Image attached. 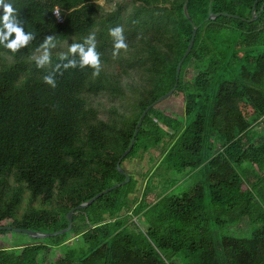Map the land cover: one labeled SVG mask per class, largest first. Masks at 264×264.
<instances>
[{
  "label": "trees",
  "instance_id": "obj_1",
  "mask_svg": "<svg viewBox=\"0 0 264 264\" xmlns=\"http://www.w3.org/2000/svg\"><path fill=\"white\" fill-rule=\"evenodd\" d=\"M185 1L131 0L138 6L125 17L119 3L100 15L92 0H7L34 36L16 53L0 45V55L10 59L0 57V227L57 232L67 227L72 208L124 180L116 164L141 113L175 86L193 25V47L168 97L183 116L149 109L120 166L166 143L159 168L201 180L175 195L170 190L182 179L167 178L151 203L149 181L137 203L131 199L137 181L128 174L127 184L75 211L69 232L32 240L17 254L14 246L0 249V264H45L46 255H53L49 264H264V0H212L210 6V0H188L189 18ZM209 10L240 19L206 22ZM117 26L131 53L119 71L108 56L109 30ZM95 29L97 77L78 65L54 71L67 63L59 57L43 68L28 60L47 36L54 44L70 38L82 44ZM130 73L136 80L125 82ZM49 74L55 89L43 81ZM128 93L129 110L112 106L106 120L88 101L100 94L127 100ZM243 219L252 227L249 236H217L215 229ZM74 238L81 244L68 245Z\"/></svg>",
  "mask_w": 264,
  "mask_h": 264
},
{
  "label": "rangeland",
  "instance_id": "obj_2",
  "mask_svg": "<svg viewBox=\"0 0 264 264\" xmlns=\"http://www.w3.org/2000/svg\"><path fill=\"white\" fill-rule=\"evenodd\" d=\"M94 3L100 5L102 7V11L99 12V14L104 15L106 13H109L116 9V4H120L123 7L124 10V16L127 17L129 14H131L134 9L138 6V4L135 6L132 4L131 0H92ZM98 29H95L92 31V33H97ZM74 39H69L67 41H64L62 43L54 44V47H49L48 51L51 54V60L53 57H60L61 54H68V50L71 46V44L74 42ZM44 49H39L38 51L31 54V56L28 58L29 61H35L36 58H38L42 53ZM7 59L10 61L9 58L6 56L0 55V57ZM108 56L111 59V64H114L116 67L115 70L119 71L120 66L125 67V61L131 58L130 51H122L120 55L116 58H113L112 52L109 51ZM49 66V65H46ZM107 71L112 70V68L107 67L105 68ZM130 77H125V82H132L133 80H136L133 78V74L130 73ZM129 92V91H128ZM132 93H128V98L125 100L120 99H113L109 97L106 94H100L98 96H90L88 101L89 103L98 110L99 118L106 120L109 116V108L115 107L118 109L119 112H124L126 110H129L131 107L133 100L131 99ZM155 108L159 111H169L173 113L174 115L178 117L183 116V109L180 105L169 100L168 98L159 104L155 106ZM167 142V140H165ZM165 144L158 146L157 148L151 149L148 152L142 154L139 157H136L132 160L125 161L123 163V170L129 174L132 175L135 180L137 181V191L131 196V199H135L138 203L141 199L147 183L150 181L149 185V193L147 194L146 201L148 203L153 202L157 199V196L163 186L165 185V181L167 178H174L177 180H180L179 176L174 173H169L170 175H166L165 172L159 168L158 162L162 156V153L165 148ZM158 166V167H157ZM156 167V169H154ZM158 168V169H157ZM201 180L200 174H191L188 177L182 179L179 184L176 185L175 188H172L170 190L171 194H179L181 192H188L190 191L194 185ZM205 203L209 204V198L206 196ZM25 203H23L19 214H21L24 211ZM140 224V222H139ZM252 227L249 224V221L247 219L241 220L237 225H229L224 228H218L216 230L217 236L221 235H232L237 237H247L250 235ZM32 239L28 238L26 235L18 234L15 232H11L10 235L0 236V249H9L10 246H14L13 252L16 254L20 252V246L30 243ZM79 238L72 239L68 245L71 246H77L80 245ZM54 252V251H53ZM45 264H49L51 260L53 259V255H46L45 257ZM176 263H178L176 261Z\"/></svg>",
  "mask_w": 264,
  "mask_h": 264
},
{
  "label": "clouds",
  "instance_id": "obj_3",
  "mask_svg": "<svg viewBox=\"0 0 264 264\" xmlns=\"http://www.w3.org/2000/svg\"><path fill=\"white\" fill-rule=\"evenodd\" d=\"M0 9L3 11V15L0 16V45L9 49L12 53H16L21 47L28 45L29 41L33 39V33H26L20 24L17 17V11L13 5L7 0H0ZM109 35L112 37L113 51L112 56L116 58L120 55L121 51H127L128 44L124 36V29L120 26L114 27L109 30ZM54 37H45L43 44L40 45L44 49L43 53L36 58L35 63L37 68H43L51 63V54L48 51L49 47H54ZM86 46V47H85ZM68 53L73 55V59H68L66 54H61L60 60H67V63L55 66L54 71H59L61 67L65 70L70 68H76L77 65L80 69L86 67L91 68L92 76H99L102 71L101 53L97 51V41L95 33L89 34L83 41V43H73ZM79 59H75V57ZM63 75V72L59 73ZM43 81L50 88L55 89L57 81L53 78V75H45Z\"/></svg>",
  "mask_w": 264,
  "mask_h": 264
},
{
  "label": "water",
  "instance_id": "obj_4",
  "mask_svg": "<svg viewBox=\"0 0 264 264\" xmlns=\"http://www.w3.org/2000/svg\"><path fill=\"white\" fill-rule=\"evenodd\" d=\"M187 1L188 0H186L185 3H184V14H185V16L187 18H189L188 12H187V7H186ZM211 2H212V0H210L209 6H210ZM263 7H264V3L262 5V8ZM218 17H227V18L240 19V17L236 16V15H231V14H227V13H224V12L223 13H218V14H213L209 10L208 17L206 18L205 21L206 22L207 21H213V20L217 19ZM257 17H258V14H255L254 12H252L251 21H255L257 19ZM192 28L193 29H192V35H191L190 41H189V43L187 45V48H186L183 56L181 57V59L179 60V62L177 64L175 86L168 93H166L165 95L161 96L155 102H153L152 104L147 106V108L141 113V115H140V117L138 119V122L136 124V128H135L131 143H130L129 147L127 148V150L125 152H123V154L121 155V157L119 158V160H118V162L116 164V169H117V171L120 174H122L124 176V180L122 182L118 183V184H115V185L103 190L102 192H100L99 194L94 196L89 201H87L85 203H82V204L72 208L66 215V220L68 222V225H67L66 228H64L62 230H59L57 232H52V233H41V232H33V231H30V230H25V229H18V228L13 229L12 227H0V231L1 230H6V231H12V232H15V233H18V234H23V235H26L28 238H30L32 240H42V239H46V238H50V237H55V236H58V235H61V234H65V233L69 232L72 229V226H73V218H72V216H73V213L75 211L87 208L89 205H91L96 199H98L102 195L107 194L108 192L113 191V190H115V189L127 184L130 181L129 175L120 166L121 162L129 154V152L131 151V149H132V147H133V145L135 143V138H136V136H137V134H138V132L140 130V127L142 125L143 119L146 116V114L149 111V109L154 108L157 104H159L160 102L166 100L173 93V91L175 90L176 85L178 83V78H179V75H180L182 64H183L185 58L188 56V54L191 51V49L193 47V44H194V39H195V36H196L197 27L195 25H193Z\"/></svg>",
  "mask_w": 264,
  "mask_h": 264
},
{
  "label": "built area",
  "instance_id": "obj_5",
  "mask_svg": "<svg viewBox=\"0 0 264 264\" xmlns=\"http://www.w3.org/2000/svg\"><path fill=\"white\" fill-rule=\"evenodd\" d=\"M53 15L56 18L58 23H61L63 21V16H62V14L60 13V11L58 9H55L53 11Z\"/></svg>",
  "mask_w": 264,
  "mask_h": 264
}]
</instances>
